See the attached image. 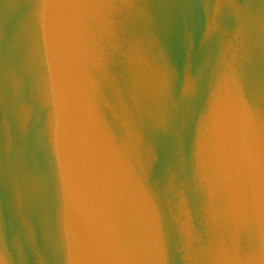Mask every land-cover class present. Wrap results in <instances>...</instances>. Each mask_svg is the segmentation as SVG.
I'll return each instance as SVG.
<instances>
[{"label": "water", "instance_id": "water-1", "mask_svg": "<svg viewBox=\"0 0 264 264\" xmlns=\"http://www.w3.org/2000/svg\"><path fill=\"white\" fill-rule=\"evenodd\" d=\"M0 264H264V0H0Z\"/></svg>", "mask_w": 264, "mask_h": 264}]
</instances>
